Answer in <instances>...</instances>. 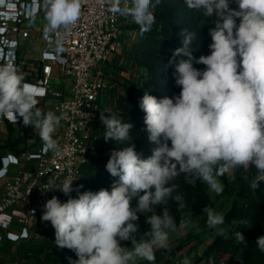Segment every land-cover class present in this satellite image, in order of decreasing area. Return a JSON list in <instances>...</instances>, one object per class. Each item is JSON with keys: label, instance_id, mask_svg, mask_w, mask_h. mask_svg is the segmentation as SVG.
I'll use <instances>...</instances> for the list:
<instances>
[{"label": "clouds", "instance_id": "1", "mask_svg": "<svg viewBox=\"0 0 264 264\" xmlns=\"http://www.w3.org/2000/svg\"><path fill=\"white\" fill-rule=\"evenodd\" d=\"M82 2L43 0L45 33L69 32L81 18ZM101 2L144 34L152 30L155 9L163 0ZM184 4L212 25L210 54L195 57L201 39L197 47L193 43L201 28H184L179 34L181 46L173 50L166 66L174 68L179 94L157 98L144 91L138 106L144 113L142 131L154 146L151 155L143 158L136 150L132 123L100 111L103 139L120 146L111 150L105 165L114 178L110 189L80 191L83 185L73 187L76 179L59 185L49 181V190L68 198L48 199L41 220L53 227L57 249L75 254L76 259L67 257L68 264H155L157 250L171 251L170 237L178 228L170 204L186 205L177 183L181 176L199 180L218 195L224 191L220 177L225 173L255 168L250 187L254 190L264 182V0H184ZM31 89L13 62L0 64V117L32 127L45 151L58 153L54 133L67 114L41 110ZM202 212L208 229L221 236L226 233L223 213L208 206ZM140 215L149 225L143 234ZM234 235L245 243L242 232ZM125 241L131 247L124 246ZM255 245L264 253V235L256 238ZM183 264L191 262L185 258Z\"/></svg>", "mask_w": 264, "mask_h": 264}, {"label": "built area", "instance_id": "2", "mask_svg": "<svg viewBox=\"0 0 264 264\" xmlns=\"http://www.w3.org/2000/svg\"><path fill=\"white\" fill-rule=\"evenodd\" d=\"M42 9L43 0H0V64L13 62L25 82L35 89L38 100L51 98L56 114L66 113L67 119L54 134L58 153L45 151L42 145L34 151L1 158L4 190L0 195V241L30 238L33 224L42 221L45 202L52 196L61 202L68 198L56 189L49 190V181L59 185L66 179H76L75 187L90 157L97 153L100 111L108 95L106 74L100 64L109 60L119 45L123 17L110 12L109 5L101 0H83L81 18L67 33L61 29L46 34L44 27L24 25ZM33 35L43 41L40 68L23 54V40ZM55 78L59 86L54 85ZM4 119L0 117V121ZM23 159L34 161L33 167H20Z\"/></svg>", "mask_w": 264, "mask_h": 264}, {"label": "trees", "instance_id": "3", "mask_svg": "<svg viewBox=\"0 0 264 264\" xmlns=\"http://www.w3.org/2000/svg\"><path fill=\"white\" fill-rule=\"evenodd\" d=\"M232 7H235V4ZM154 14L156 20L148 33L141 34L139 26L135 23L127 27L137 33V37L129 47V56H126L129 68L125 70L129 71V77H135V80H132V87L128 89V92H121L117 85L111 86L108 90L110 99H114V102H109V110L118 118L134 125L133 143L136 150L143 153V158L150 156L151 148L154 147L148 143L146 133L142 131L145 127L144 113L138 104L144 91H149V94L157 98L179 94L180 89L175 85L172 75L174 68L166 66L173 50L181 46L179 34L184 28H201L200 35L198 32L197 39L193 43V46L197 47L201 39L200 48L193 52L195 57L210 54L208 45L211 43L208 29L204 25L205 20L199 13L187 9L184 0H163ZM195 67L204 68L205 66L195 65ZM105 110L104 105L103 112L109 111ZM99 127L100 145L105 147L107 153L92 155L81 176V179L90 186L91 191H98L101 188L110 189L114 178L106 171L105 165L111 150L120 147L115 141L105 142L103 139L105 126L100 120ZM255 176L256 170L252 168L248 173L237 171L235 174L232 173L231 177L229 173L220 177L224 183V191L220 195H227L230 199V205L224 212L229 231L221 236L213 230V240L205 247L199 258L203 263H209L213 259L215 261L210 264H249L251 262L256 248L255 240L264 230V191L262 190L264 182H259L258 187L253 190L250 185ZM177 183L180 184L179 190L185 194L186 200V205L182 208L175 203L170 204L171 213L176 217L178 225L185 219V210L192 207L215 206V201L206 184L191 178L185 179L183 176ZM72 196H76L75 191ZM160 212L162 209L158 207L157 213ZM138 223L141 234L148 230L149 225L145 223L144 215H140ZM237 231L242 232L245 243L235 239L234 234ZM42 238L45 240L26 241L25 250L32 251L38 247L44 249L45 245L50 244L55 238L54 231L48 229L45 237ZM180 250L184 256L188 255L189 248L183 246ZM261 258L264 261V254Z\"/></svg>", "mask_w": 264, "mask_h": 264}, {"label": "rangeland", "instance_id": "4", "mask_svg": "<svg viewBox=\"0 0 264 264\" xmlns=\"http://www.w3.org/2000/svg\"><path fill=\"white\" fill-rule=\"evenodd\" d=\"M209 21H205L204 23H207ZM130 19L123 18V22L121 24V28H127L128 25L132 24ZM46 20H45V13L42 9L41 13L35 17H32L31 19L25 21L24 25L30 28L37 29L39 26L45 27ZM206 28L209 29V27H212L211 24H205ZM129 31L126 33H130L131 29L127 28ZM124 33V32H122ZM125 35V34H124ZM125 37H122V41H124ZM25 47L27 49L26 55L35 57L39 55V51L41 49V44L38 41H26ZM114 56V53L110 56V62L109 60L105 61L104 63L100 64V67L105 71L106 74V85H107V91L110 89L111 86H118V89L121 92H128V89L132 87V80H135L134 76L129 77V71L125 70L126 68H129L128 61L126 59L122 60V56L119 55V57L112 59ZM106 101H105V109L109 110V102H114V99H110L109 93H107ZM50 105H52L51 100ZM105 110V111H106ZM110 111V110H109ZM108 115V114H107ZM101 153H107L105 150V147L102 145H99L98 151L95 155H99ZM230 177L232 173H229ZM222 182V181H221ZM223 183V182H222ZM79 185H83V188L80 189V191H87L91 190L90 186L86 184L82 179H80L74 188L78 187ZM224 185V183H223ZM264 191V188L262 189ZM211 196L215 201V206L212 207L216 209L217 211L224 214L225 210L230 205V199L227 195H218L214 192H211ZM19 206H23V204H20ZM201 207H192L184 211L185 219L183 222V226H179L177 228L178 232L172 233V234H178V237L174 238V240L171 242L173 246L171 247V251L168 252L167 256L166 254H163L164 257L162 258L161 264H170L173 261H179L180 264H183V260L185 258L189 259L191 264H210V262H214L215 259L209 261V263L200 261V257L203 254V250L205 249V246L207 244V237L211 236L210 234H207L212 229H208L206 226V215L202 212ZM16 225V224H15ZM45 227V231H47V228L51 226L50 222L42 221L40 227ZM227 230L226 233L229 231V224L225 223L223 226ZM44 231V234H45ZM54 231V230H53ZM42 234V235H44ZM261 235H264V230L261 233ZM260 235V236H261ZM202 238H205L204 240H201ZM41 239V240H40ZM37 239L39 241H42L44 238ZM45 240V239H44ZM55 238L52 239V242L50 244H46L44 249H40L39 247L36 250L30 251V253H26V261L27 264H60L62 260L67 259V257L74 255L73 252H71L68 249H57L55 243ZM123 245H127L128 247H131L130 241H125ZM183 246L189 248V252L187 256H184L182 251L180 250ZM172 252V255H169V253ZM264 253H261L257 247L255 248L253 258L249 264H264V261L262 260V255ZM67 261V260H65Z\"/></svg>", "mask_w": 264, "mask_h": 264}, {"label": "crops", "instance_id": "5", "mask_svg": "<svg viewBox=\"0 0 264 264\" xmlns=\"http://www.w3.org/2000/svg\"><path fill=\"white\" fill-rule=\"evenodd\" d=\"M129 30L127 28L122 29L120 32L119 37V45L117 47V50L114 52V56L112 59L118 58L119 55L122 56V60L126 59V56H129V47L132 44V41L137 37V33L132 31L130 33H126ZM124 32V33H122ZM125 34V35H124ZM122 37H125L124 41H122ZM38 41L41 44V49L39 51V55L32 57L26 55V47L25 42L26 41ZM43 47V41L41 39L36 38V36H32L29 39L23 40V54L24 56L28 57L36 67L40 68L41 66V52ZM110 61V60H109ZM110 62H113L112 60ZM37 74V71L34 69V75ZM55 74H57V69H55ZM55 86H59L57 78L54 79ZM52 102L51 98H44L43 100H39V104L37 105L41 110L47 112L52 111L56 113L53 109V102L52 105H50V101ZM60 130V124L57 126L56 134ZM43 145V142L41 141L39 135L32 127H24L22 124H14L9 122L8 120L4 119L3 121H0V166L2 165L1 158L3 156H6L10 153L20 155L23 151H34L40 148ZM34 164V161H28L23 159L21 162L20 167L22 168H32ZM4 190V181L0 179V195L3 193ZM202 208V207H201ZM184 222V221H183ZM42 221H39L31 227V233L32 236L27 239H22L20 241H12L9 239H4L0 241V264H27L26 261V253H30V251L25 250V242L28 240H37L42 237H45L47 231H45V227H40ZM227 223V222H226ZM18 225L16 224L15 227ZM180 225H178L179 227ZM48 229H53L52 226L48 227ZM45 231V234H44ZM178 232V231H176ZM44 234V235H42ZM207 234H210L211 236L207 237V244L206 246L213 240V230L208 232ZM178 237V234H171L170 240L171 242L174 240V238ZM205 238H202L201 240H204ZM173 244H171V247ZM205 246V247H206ZM168 252H165L164 250H157L156 255V261L155 264H161L162 258L164 257L163 254H166ZM169 255H172V252L169 253ZM73 259H76L74 255H71ZM67 260V259H65ZM62 260L60 264H68V260L65 261ZM139 264H149L148 261H140Z\"/></svg>", "mask_w": 264, "mask_h": 264}, {"label": "snow or ice", "instance_id": "6", "mask_svg": "<svg viewBox=\"0 0 264 264\" xmlns=\"http://www.w3.org/2000/svg\"><path fill=\"white\" fill-rule=\"evenodd\" d=\"M32 91H35V89H31Z\"/></svg>", "mask_w": 264, "mask_h": 264}]
</instances>
